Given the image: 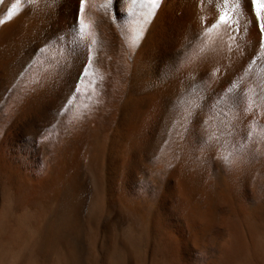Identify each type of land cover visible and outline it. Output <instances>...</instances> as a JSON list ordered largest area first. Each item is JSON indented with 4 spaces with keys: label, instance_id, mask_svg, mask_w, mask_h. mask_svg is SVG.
<instances>
[{
    "label": "bare ground",
    "instance_id": "bare-ground-1",
    "mask_svg": "<svg viewBox=\"0 0 264 264\" xmlns=\"http://www.w3.org/2000/svg\"><path fill=\"white\" fill-rule=\"evenodd\" d=\"M80 7L0 0V264H264L251 0Z\"/></svg>",
    "mask_w": 264,
    "mask_h": 264
},
{
    "label": "snow or ice",
    "instance_id": "snow-or-ice-1",
    "mask_svg": "<svg viewBox=\"0 0 264 264\" xmlns=\"http://www.w3.org/2000/svg\"><path fill=\"white\" fill-rule=\"evenodd\" d=\"M85 0H80V11H83V5H84ZM135 2V0H134ZM149 3L151 4L152 8L158 7L159 0H149ZM251 6L256 9L255 12V19L258 24V30L260 34V48L264 49V0H251ZM15 7V5L13 6ZM12 11L10 10L8 12V18L10 19L12 17ZM226 13H222L219 17V21L225 23L227 26L231 27V24H229L228 20L226 19ZM3 21H0L2 23ZM215 26V25H213Z\"/></svg>",
    "mask_w": 264,
    "mask_h": 264
},
{
    "label": "rangeland",
    "instance_id": "rangeland-1",
    "mask_svg": "<svg viewBox=\"0 0 264 264\" xmlns=\"http://www.w3.org/2000/svg\"><path fill=\"white\" fill-rule=\"evenodd\" d=\"M110 53H111V52H109V54L107 53L108 55L106 54L107 59H110V56H111V58H112V53H111V54H110ZM109 55H110V56H109ZM111 60H112V59H111Z\"/></svg>",
    "mask_w": 264,
    "mask_h": 264
}]
</instances>
